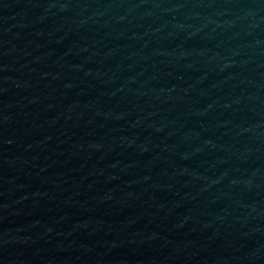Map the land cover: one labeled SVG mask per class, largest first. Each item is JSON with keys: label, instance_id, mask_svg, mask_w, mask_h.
Listing matches in <instances>:
<instances>
[{"label": "water", "instance_id": "water-1", "mask_svg": "<svg viewBox=\"0 0 264 264\" xmlns=\"http://www.w3.org/2000/svg\"><path fill=\"white\" fill-rule=\"evenodd\" d=\"M0 264H264V0H0Z\"/></svg>", "mask_w": 264, "mask_h": 264}]
</instances>
